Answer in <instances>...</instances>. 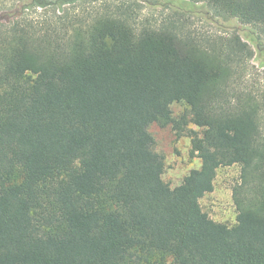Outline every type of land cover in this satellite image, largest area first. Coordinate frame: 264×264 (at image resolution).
Segmentation results:
<instances>
[{
    "label": "trees",
    "instance_id": "1",
    "mask_svg": "<svg viewBox=\"0 0 264 264\" xmlns=\"http://www.w3.org/2000/svg\"><path fill=\"white\" fill-rule=\"evenodd\" d=\"M264 44V0H190ZM66 2L62 0L60 3ZM45 5V2H40ZM0 23V264H264V103L251 49L129 7L44 31ZM184 102L188 114L172 115ZM152 123H193L200 159L171 187ZM240 165L232 226L199 199Z\"/></svg>",
    "mask_w": 264,
    "mask_h": 264
},
{
    "label": "rangeland",
    "instance_id": "2",
    "mask_svg": "<svg viewBox=\"0 0 264 264\" xmlns=\"http://www.w3.org/2000/svg\"><path fill=\"white\" fill-rule=\"evenodd\" d=\"M0 0V23L4 28L12 25L44 31L59 27L63 23L89 21L95 15L119 7L134 11L136 23H175L179 29L202 40L215 36L238 35L251 49L238 79V88L259 91L264 103V44L257 47L253 41V28L237 18L216 15L203 2L190 0ZM40 2H45L41 5ZM264 40V37L261 36ZM172 115L188 114L184 102L171 104ZM149 131L154 138V150L164 158L163 180L171 187L178 185L192 168H198L200 159L191 153V131L198 134L201 128L188 123L186 128L176 131L170 124L152 123ZM240 165L235 163L220 166L216 170L213 188L205 193L199 203L204 212L214 221L232 226L237 211L232 198V187L239 181Z\"/></svg>",
    "mask_w": 264,
    "mask_h": 264
}]
</instances>
